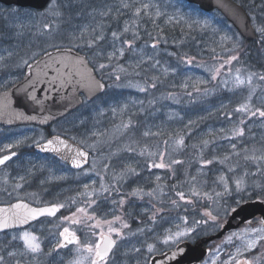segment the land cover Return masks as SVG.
Segmentation results:
<instances>
[{
  "label": "rangeland",
  "instance_id": "rangeland-1",
  "mask_svg": "<svg viewBox=\"0 0 264 264\" xmlns=\"http://www.w3.org/2000/svg\"><path fill=\"white\" fill-rule=\"evenodd\" d=\"M55 3L57 7L51 2L39 11L0 3V64L21 54L16 51L26 53L29 62L50 48L72 46L88 55L109 87L48 129L28 125L21 130L26 135L12 139V144L30 143L46 133H60L81 143L94 157L87 168L75 171L53 157L27 153L0 172V185L11 181L12 192L17 193L0 201L16 197L39 203L58 201L65 209L58 220L39 229L0 233V264H74L78 260L90 264L94 257L86 246L99 243L109 227L115 229L111 234L118 237L119 245L106 264H149L154 253L218 230L222 221L217 218L228 212L230 193L239 199L241 193L255 191L264 196V159H260L264 117L258 112L251 115L257 109L264 111V64H241L228 57L237 55L244 38L223 14L204 12L185 0ZM246 6L261 35L259 58L264 63V32L259 31L264 28V0H246ZM220 90L228 94L217 95ZM244 104L250 111H237ZM195 128L199 130L190 185L198 195L189 196L188 201L191 208L198 201L203 209L207 206L215 221L204 210L172 215L171 208L181 212L182 204L165 195L167 176L174 161L181 162L188 134ZM239 129L242 136L236 135ZM181 139L183 144L178 143ZM161 156L166 167H155ZM209 160L211 164L206 163ZM3 189L0 186V192ZM132 212L138 221L144 215L151 218L142 219V226L133 225ZM259 221L232 230L214 243L202 264H237L247 259L264 264V240H258L254 249L246 248L249 241L264 235L252 231L261 227ZM65 229L81 234V243L63 248ZM188 229L194 230L175 243H163L167 236ZM25 232L37 238L39 251L29 250L22 239ZM149 245L154 246L152 251Z\"/></svg>",
  "mask_w": 264,
  "mask_h": 264
},
{
  "label": "water",
  "instance_id": "water-1",
  "mask_svg": "<svg viewBox=\"0 0 264 264\" xmlns=\"http://www.w3.org/2000/svg\"><path fill=\"white\" fill-rule=\"evenodd\" d=\"M51 1L0 0L1 3L6 5H17L36 10L46 8ZM185 1L197 5L205 12L215 10L221 12L246 40L255 41L258 39V32L250 13L238 1ZM107 87V82L98 75L86 53L72 46L51 48L28 64L26 75L20 82L0 92V122L9 126L34 124L49 127L54 122L79 109L85 98L93 100L102 95ZM49 141L53 143L49 145ZM59 141H63L64 144L59 143ZM36 149L42 154H54L75 170L83 169L90 163V150L78 141L62 134L52 135L47 140L39 143ZM53 149L57 150L53 151ZM78 153H84V155L78 156ZM7 155H12V153ZM74 161L78 162L80 166L77 167ZM17 204L36 209L59 205L57 203L36 205L23 199L0 204V220L5 218L15 219L14 213L23 216L24 209L14 208V205ZM231 209H235V211H231ZM231 209L216 232L196 241L182 240L173 248L153 254L150 257L149 264H161V262L163 264H202L213 251L210 245L211 242L224 238L229 232L241 225H251L256 219L264 220V197L244 200ZM60 210L61 207L54 215L45 214L38 216L36 219L30 218L26 223H13V219H10V226L0 228V232L25 228L41 218L58 215ZM75 235L80 243L81 235L78 233H75ZM110 236L111 239L115 240L112 235ZM79 243L68 244L64 240L62 245L67 247ZM114 247L115 245L111 251ZM172 253H177V255L174 259H169ZM247 260L251 261V259Z\"/></svg>",
  "mask_w": 264,
  "mask_h": 264
},
{
  "label": "snow or ice",
  "instance_id": "snow-or-ice-1",
  "mask_svg": "<svg viewBox=\"0 0 264 264\" xmlns=\"http://www.w3.org/2000/svg\"><path fill=\"white\" fill-rule=\"evenodd\" d=\"M52 4H53L54 8L57 7V5L55 3V0H52ZM125 7H127V5H125ZM144 7L147 8L148 5H144ZM139 12H140V9H137V15L139 14ZM125 31H127V29H125ZM259 31L264 32V28L259 29ZM112 35L114 37L117 36V34L115 32L112 33ZM100 38L102 39V37H100ZM129 46H131L130 42H129ZM152 46L155 47V44H153ZM232 59L235 60V59H237V57L233 56ZM191 62H192L191 60L188 61V63H191ZM100 67L103 68L104 65L101 64ZM218 71L219 70L217 69V72ZM237 79H238V83H240V84L244 83L243 80H239V78H237ZM261 79H264V76H262ZM249 82H250V78H249ZM141 90H143V89H141ZM237 111H239V112H248V111H250V109H249V106L247 104H244V105H241L237 109ZM257 112L259 113V115L261 117H264V111H261L259 109H257L256 111L251 112V115L255 116V115H257ZM243 134H244L243 133V129H239V130L236 131V135L242 136ZM145 135H147V133H145ZM48 143H49V145H51L53 142L49 141ZM59 143L64 144L63 141H59ZM178 143L183 144V140L181 139ZM205 143H207V142H205ZM7 147L10 148L11 145H9ZM233 147H235V145H233ZM56 150L57 149H53V151H56ZM14 155H15V153H12V155H5L3 157H0V165L4 164L6 161L10 160L12 158V156H14ZM83 155H84V153H78V156H83ZM253 159H255V157H253ZM260 159H264V156L260 157ZM160 160H161V163L155 164L154 166L155 167H159V168L166 167V165L163 163V156L160 157ZM74 163H76L77 167L80 166L78 162L74 161ZM174 163H180V161H174ZM206 163L211 164L212 161L209 160ZM157 179H159V177H157ZM221 179L223 180L224 178L221 177ZM241 184H242V181H239V180L236 181L237 190H240ZM225 190L226 191L228 190L227 189V184H225ZM137 194H138V192H134L133 193V195H137ZM196 194L198 195V193H196ZM177 195L180 197L181 200L184 199V194L182 192L181 193H177ZM217 195H220V194L217 193ZM121 203H123V201H121ZM60 207H63V205H57V206H52L50 208H41V209L29 208L27 205H22V204L14 205V208H16V209H21V208L24 209L23 216H21L19 213H14L15 219H13V218H5V219L0 220V228L9 227L10 226V223H9L10 219H13V223H15V222L26 223L28 221V219H30V218L31 219H36L38 216H42V215H45V214L54 215L56 213V211L59 210ZM78 211L81 212V213H85V209H83V208L78 209ZM231 211H235V209H231ZM205 216H208L213 221L216 220V217L212 216L211 212H205ZM88 218L92 219V217H88ZM116 219L119 220L120 218L117 217ZM73 222L74 223H78L79 221L74 220ZM107 223H109V225L111 224L110 221L107 222ZM249 223H251V222H249ZM258 223L261 225V227L254 228V229H252V231L253 232L264 233V220H261ZM99 226H100V222H97L96 227H99ZM124 227H128V225L125 224ZM193 230L194 229H188V230H185L183 232H177L174 235H169V236H167L164 239L163 243L168 244L170 241L175 243L178 238L187 235L189 231H193ZM113 231H115V229L109 227V233H111ZM245 232L247 233V230H245ZM62 235L64 236V240L68 244L79 243V239L75 235V233H70L68 229H65L64 233H62ZM22 239H24V241H25V243H26V245H27V247L29 248L30 251L37 252V251L40 250V246L36 242L37 238L35 236L31 235L28 232H25L23 234V236H22ZM258 240H264V235H260L258 237V239H253V240L249 241L247 246H246L247 250L254 249L257 246ZM115 243H116L115 240L111 239L110 235H105V234L101 233V242L100 243H96L94 246L91 245V244L86 246V251L88 253H90L94 257L90 261V264H101V261H104L105 264H106V257L108 256L109 252L111 251V249L115 245ZM148 249H149V251H152L154 249V246L153 245H149ZM176 255H177V253H172V256L169 257V259H174L176 257ZM74 264H83V261L78 260V261H75ZM161 264H163V262H161ZM237 264H252V261L243 260V261H238Z\"/></svg>",
  "mask_w": 264,
  "mask_h": 264
},
{
  "label": "flooded vegetation",
  "instance_id": "flooded-vegetation-1",
  "mask_svg": "<svg viewBox=\"0 0 264 264\" xmlns=\"http://www.w3.org/2000/svg\"><path fill=\"white\" fill-rule=\"evenodd\" d=\"M16 53H21V54L15 55L16 58L9 61L8 63L6 62L5 64H0V92L7 90V89L11 88L12 86H14L15 84H17L18 82H20L26 75L27 66H28L29 62H31L33 60L32 59L31 61L28 62L26 53H23L22 51H19V52L16 51ZM38 56H36L35 58H37ZM27 126H28L27 124H20L17 126H9V125H6V124H3L0 122V145H1L0 146V148H1L0 149L1 150L0 151V157L5 156V155L10 154V153H15V155L9 161H7L6 163H4L3 165L0 166V172L5 170L8 167L14 165V163L18 159H23V156L27 153L28 154H34L38 158H39V156L40 157L41 156L42 157H53V158L61 161L60 159H58L56 156H54L51 153L42 154L36 149V146L39 143L47 140L52 135L60 134V133H46V135L43 138H41L40 140H39V136L37 133L38 139L36 141L32 140V141H30V143H27V141L24 140L23 142H20L19 144H12L13 143L12 139L16 140L18 137H20L22 135L23 136L26 135V133H21V130L23 129V131H25ZM36 127L39 129V126H36ZM6 144L11 145V147L10 148L5 147ZM93 157H94V154L92 152L91 153V162L93 160ZM61 162H63V161H61ZM63 163H65V162H63ZM3 185H4V189H3L4 191L0 192V199H2V200L6 199V198H4V196H6V195L17 196L16 191L12 192L14 187H13L11 181H9V182L6 181L5 183L1 184L0 186H3ZM37 188L39 189V192H42L41 187L38 186ZM36 194H38V193H36ZM74 196L75 195H73V197ZM20 199L28 200L34 204H37V205H43V204H48V203H58L60 205H63V204L59 203L58 201H49V202H42V203L34 202V201H31L25 197H19V198L16 197L15 199H12L9 202L0 201V204H7V203H11V202L16 201V200H20ZM64 210H65L64 207H61L59 214L54 216V217H44V218H41V219L31 223L30 225H28L25 228L8 230V231L0 232V233L5 234V233H11V232L39 229V226H41L43 223L58 220L59 216L65 212ZM90 213L95 215L94 211H91ZM131 218H132V221L130 223H132L133 225H135V224L138 225V217H137V214L135 212H132ZM69 232H70V230H69ZM72 232H74V231H72ZM103 234H111V233L104 232ZM111 235L115 238L116 244H115L114 249L111 251V253L108 254V256L106 257V261L114 255V253H115V251L119 245L118 237L115 234L114 235L111 234ZM81 239H82V235H81ZM63 240H64V236H63ZM62 242H61V244H62ZM100 242H101V237H100L99 243ZM68 247H71V246H67L66 248H68Z\"/></svg>",
  "mask_w": 264,
  "mask_h": 264
},
{
  "label": "trees",
  "instance_id": "trees-1",
  "mask_svg": "<svg viewBox=\"0 0 264 264\" xmlns=\"http://www.w3.org/2000/svg\"><path fill=\"white\" fill-rule=\"evenodd\" d=\"M238 1H240L247 8L246 0H238ZM260 36L261 35L259 34L258 39L256 41H248L244 39L239 51L236 52L237 55L228 54V57H230V59L233 56L237 57L236 59L237 62L241 64H245L246 62H248L249 64L252 61H257L260 65H263L264 64L263 61L259 58L260 52L263 50L261 49L262 46L260 43ZM260 46L261 48H259ZM226 93L228 94L226 90H220L217 95L225 96ZM197 130L199 129L195 128L191 133L188 134L190 135V137L189 139H187L185 148L182 151L184 159L182 158L180 163H176L175 167L173 166L171 168V171L169 172L167 176L165 188L168 191V193H165V195L170 194V197L174 199L176 203L182 204L181 212H180V208L179 209L171 208L172 215H175L178 213L191 214V213L201 212L202 210H204L205 212L209 211V208L207 206H205L203 209L202 208L203 204L202 203L198 204L199 201L194 204L193 208H191L190 203H189L190 201H188L189 196L191 197L197 196L196 194L197 192L194 191L192 189V186L190 185V178H191L190 172L192 169V159H193L192 156H193V153H196V150H197L196 145H195L196 144L195 143V139H196L195 132H197ZM191 148H194L195 150L192 151ZM217 162H219V164L221 163V161L219 160H217ZM181 192L184 194L183 200H181L180 197L177 195V193H181ZM256 192L257 191H255L252 194H248V195H246V193H241L239 195L241 196L240 199L237 198L238 195L236 194L233 195L232 193H230L229 195L231 196L229 197V201H227V204H229L230 207H232L233 205L237 204L241 200L262 195L261 193H256ZM171 206L174 207L175 205H171ZM226 216H227V213L223 216L218 217L217 218L218 222L220 223L221 221H223L226 218ZM150 218H151L150 215H144L141 217V220L138 222L142 226L144 224L142 219L144 221L145 220L147 221Z\"/></svg>",
  "mask_w": 264,
  "mask_h": 264
}]
</instances>
